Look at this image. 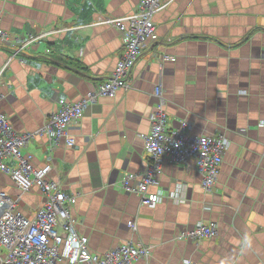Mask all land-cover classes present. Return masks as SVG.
I'll list each match as a JSON object with an SVG mask.
<instances>
[{"label": "crops", "instance_id": "obj_1", "mask_svg": "<svg viewBox=\"0 0 264 264\" xmlns=\"http://www.w3.org/2000/svg\"><path fill=\"white\" fill-rule=\"evenodd\" d=\"M140 2L0 0L1 26L13 39L45 34L22 62H11L0 84V112L16 132L38 131L59 100L77 103L113 74L124 40L102 21L132 15ZM153 20L158 41L133 69L130 89L87 108L71 132L76 146L51 153L44 137L25 152L77 196L72 213L92 253L134 241L153 246L149 260L136 264H264V0H174ZM10 55L0 49V67ZM158 86L170 129L187 121L191 135L223 134L229 147L211 192L195 169L163 157L148 188L160 201L149 209L120 180L143 175L150 161L143 137ZM0 177L10 180L2 179L0 191L33 218L44 194L38 187L22 194L9 176ZM211 221L217 238L177 240L181 230Z\"/></svg>", "mask_w": 264, "mask_h": 264}, {"label": "built area", "instance_id": "obj_2", "mask_svg": "<svg viewBox=\"0 0 264 264\" xmlns=\"http://www.w3.org/2000/svg\"><path fill=\"white\" fill-rule=\"evenodd\" d=\"M172 1L174 0H141L134 14L102 21V24L115 27L124 40L125 50L112 77L100 83L82 102L59 100L58 110L38 131L16 132L0 112V173L9 176L22 194L38 187L46 197L36 215L30 219L17 211L19 199L15 200L8 193L0 191V264H136L139 260H149L150 249L134 242H128L113 252L92 253L89 239L79 235L78 221L72 213L77 204V196L66 193L61 181L49 179L52 170L50 166L34 168L31 164L32 157L24 154L23 150L31 142L44 137L50 142L51 153L62 141L66 147H74L76 141L71 132L81 123L86 109L96 104L100 98H113L119 91L130 89L133 69L148 44L158 41L153 18ZM43 38L45 34L13 39L2 28L0 18V49H11L6 64L0 67V84L11 62H22V54ZM153 98L156 107L151 116L157 132L144 137L145 150L151 159L143 175H128L122 180V189L126 193L140 195L143 204L145 202L156 207L160 196L149 194L148 188L162 173V158L168 156L189 171L195 169L202 177L203 189L211 192L217 179L212 174L213 165L203 158L212 154L221 166L229 142L221 136L191 135L186 121L178 128L170 129L161 86L155 89ZM191 161H194V165ZM129 223L135 231V223ZM33 234H36L34 238ZM216 234V225L210 223H201L196 229L187 231V235L199 241L214 239ZM24 236L26 240L22 239Z\"/></svg>", "mask_w": 264, "mask_h": 264}, {"label": "rangeland", "instance_id": "obj_3", "mask_svg": "<svg viewBox=\"0 0 264 264\" xmlns=\"http://www.w3.org/2000/svg\"><path fill=\"white\" fill-rule=\"evenodd\" d=\"M119 32V31H118ZM122 36V35H121ZM123 38V37H122ZM32 46V45H31ZM123 48H124V46H123ZM125 50V49H124ZM124 50H123V53H124ZM27 51V50H26ZM25 53V52H24ZM24 53L22 54V56H21V58L23 59V55H24ZM113 75V74H112ZM112 76H110V77H108L109 79L111 78ZM121 91H123V90H121ZM120 92V91H119ZM118 92V93H119ZM117 93V94H118ZM117 94H115L113 97H115ZM83 101V99H81L79 102H82ZM165 101H166V99H165ZM78 102V103H79ZM69 103H72V102H69ZM76 103V102H75ZM166 104H167V101H166ZM87 110V109H86ZM56 112V111H55ZM54 112V113H55ZM86 112V111H85ZM85 112H84V114H85ZM53 113V114H54ZM149 119H150V129H149V132H148V134H146L147 136H149V134H151V133H156L157 132V129L154 127V121H153V119H152V116H149ZM48 120V119H47ZM46 120V121H47ZM45 121V122H46ZM187 122V121H186ZM189 124V126L191 127V125H190V123H188ZM173 129H176V127L175 128H173ZM145 135V136H146ZM221 135V138H225L226 140H227V138L225 137V135H223V134H220ZM220 135H217V136H212V137H220ZM144 136V137H145ZM194 136H196V135H194ZM144 137H143V139H144ZM228 141V140H227ZM50 143V142H49ZM61 144H64V141H62L61 142ZM65 145V144H64ZM76 146V145H75ZM74 146V147H75ZM27 147H28V145L25 147V149L23 150L24 151V154H26V152H25V150L27 149ZM74 147H72V148H74ZM67 148H69V147H67ZM27 156H29L28 154H26ZM170 159H171V161H173L174 162V160L171 158V157H169ZM151 159V158H150ZM163 159V158H162ZM31 164H32V161H31ZM33 165V164H32ZM33 167H34V165H33ZM47 167V166H46ZM35 168V167H34ZM45 168V167H44ZM147 169V168H146ZM146 171V170H145ZM128 175H135V174H126L125 176H123L122 178H121V182H122V180L126 177V176H128ZM2 179L4 180L5 178H2V177H0V183H1V181H2ZM5 180H7V185H9L10 184V180H8V179H5ZM126 182H128V181H126ZM62 185L63 186H65V183L63 184L62 183ZM202 185H203V182H202ZM64 188V187H63ZM140 198H141V196L140 195H138ZM142 200V199H141ZM144 206H146V207H148L149 209H154V208H156V207H152V206H150V205H148V204H146L145 202H144V204H143ZM133 222V221H132ZM129 223V222H128ZM210 224H215L216 225V228H217V236H218V228H219V226H218V224L216 223V222H213V221H211V222H209ZM133 224V223H132ZM133 225H135V224H133ZM198 225L199 224H197L196 226H194L193 228H197L198 227ZM129 229H131L132 227L130 226V223H129ZM193 228H191V229H193ZM191 229H183V230H181L180 231V233H179V235L177 236V240L178 241H191L192 243H194L195 245H199L200 244V242L201 241H199V240H195L194 238H192V237H190L189 235H187V231L188 230H191ZM132 230V229H131ZM133 231V230H132ZM137 231V226H136V230L135 231H133V232H136ZM217 236H216V238H217ZM206 239H208V240H212V238H206ZM215 239V238H214ZM134 242V241H133ZM134 244H141V243H136V242H134ZM124 245V244H123ZM123 245H121V246H123ZM142 245H144L145 247H147V248H149L150 249V251L152 252V250H153V246H150V245H145V244H142ZM121 246H119V247H121ZM118 249V247L117 248H114V249H111L110 251L111 252H113V251H115V250H117ZM109 252V251H108ZM192 264H194L193 262H191ZM184 264H189L187 261H185L184 262Z\"/></svg>", "mask_w": 264, "mask_h": 264}, {"label": "bare ground", "instance_id": "obj_4", "mask_svg": "<svg viewBox=\"0 0 264 264\" xmlns=\"http://www.w3.org/2000/svg\"><path fill=\"white\" fill-rule=\"evenodd\" d=\"M108 79V78H107ZM106 79V80H107ZM204 161L209 162L210 164H212V174L215 176V178L218 180L220 172H221V166L217 164L214 156L212 154H208L207 156H205L203 158ZM18 189V188H17ZM143 205V202H142ZM26 217V216H25ZM31 219V218H30ZM36 236V234L32 235V238H34ZM24 240H26L25 236L22 238ZM29 241V239H28Z\"/></svg>", "mask_w": 264, "mask_h": 264}]
</instances>
